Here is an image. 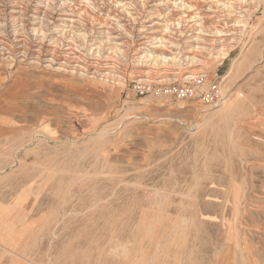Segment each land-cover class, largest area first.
Masks as SVG:
<instances>
[{
    "label": "rangeland",
    "instance_id": "rangeland-1",
    "mask_svg": "<svg viewBox=\"0 0 264 264\" xmlns=\"http://www.w3.org/2000/svg\"><path fill=\"white\" fill-rule=\"evenodd\" d=\"M0 264H264V0H0Z\"/></svg>",
    "mask_w": 264,
    "mask_h": 264
},
{
    "label": "built area",
    "instance_id": "built-area-1",
    "mask_svg": "<svg viewBox=\"0 0 264 264\" xmlns=\"http://www.w3.org/2000/svg\"><path fill=\"white\" fill-rule=\"evenodd\" d=\"M201 86H203V84L197 85L194 82H189V84L186 83L184 85L171 84L153 89L150 86H144V87L137 86V91L143 94L145 92L149 93L154 90V91H159L160 93L166 96H173L176 99L189 100L191 98L201 95V92L203 90Z\"/></svg>",
    "mask_w": 264,
    "mask_h": 264
},
{
    "label": "bare ground",
    "instance_id": "bare-ground-1",
    "mask_svg": "<svg viewBox=\"0 0 264 264\" xmlns=\"http://www.w3.org/2000/svg\"><path fill=\"white\" fill-rule=\"evenodd\" d=\"M224 54V53H223Z\"/></svg>",
    "mask_w": 264,
    "mask_h": 264
}]
</instances>
